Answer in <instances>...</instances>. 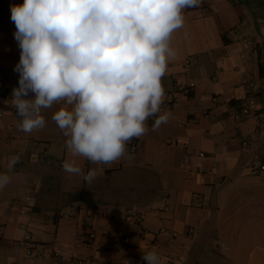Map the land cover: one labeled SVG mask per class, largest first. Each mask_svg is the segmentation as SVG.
Here are the masks:
<instances>
[{
	"label": "crops",
	"instance_id": "1",
	"mask_svg": "<svg viewBox=\"0 0 264 264\" xmlns=\"http://www.w3.org/2000/svg\"><path fill=\"white\" fill-rule=\"evenodd\" d=\"M22 3L0 0V10ZM184 14L162 78L176 93L161 105L171 118L155 131L149 118L136 149L110 165L71 156L52 120L63 102L42 110L43 129H19L20 49L11 12L0 14V173L11 177L0 189V264H140L148 247L160 264L207 254L215 264H264V0H202ZM72 159L85 174L98 170L92 183L63 170Z\"/></svg>",
	"mask_w": 264,
	"mask_h": 264
},
{
	"label": "clouds",
	"instance_id": "2",
	"mask_svg": "<svg viewBox=\"0 0 264 264\" xmlns=\"http://www.w3.org/2000/svg\"><path fill=\"white\" fill-rule=\"evenodd\" d=\"M202 0H23L10 7L18 43V87L11 102L18 125L31 134L45 127L43 109L63 102L52 120L67 137L72 157L110 165L127 153V144L171 118L161 111L166 96L162 78L176 56L170 41L183 28L185 11ZM33 93V98H28ZM19 156L8 161L11 170ZM66 173L85 174L75 159L65 160ZM100 172L103 169L99 170ZM11 182L0 173V189ZM160 264L156 251L142 255Z\"/></svg>",
	"mask_w": 264,
	"mask_h": 264
},
{
	"label": "built area",
	"instance_id": "3",
	"mask_svg": "<svg viewBox=\"0 0 264 264\" xmlns=\"http://www.w3.org/2000/svg\"><path fill=\"white\" fill-rule=\"evenodd\" d=\"M10 10L3 8L0 10V14L2 19H5L7 17V15L9 14ZM193 58L192 57H188L186 62H185V67L188 68L192 62ZM183 92L185 93V95H189L192 92V87L188 86V87H184L183 88ZM175 92H166V96H165V100L170 102H173L175 99ZM3 100V98L0 96V102ZM128 148L130 149V151H134L136 149V145L134 140L132 139V141L130 143L127 144ZM164 233H167V231H164ZM94 240H95V234L91 231L84 233V239L83 242L87 247H92L94 245ZM130 241V237L129 236H125L123 240H120L118 243L124 246H127L129 244ZM154 249L152 247H148L146 248L143 252H141L138 255V259L140 261V264H146V262L142 259V255H144L146 252L148 251H153ZM155 251V250H154ZM52 258L57 261L61 255V249L57 244H53L52 245ZM31 253V249H27V254ZM161 262V259H160ZM71 264H74V262H72Z\"/></svg>",
	"mask_w": 264,
	"mask_h": 264
},
{
	"label": "rangeland",
	"instance_id": "4",
	"mask_svg": "<svg viewBox=\"0 0 264 264\" xmlns=\"http://www.w3.org/2000/svg\"><path fill=\"white\" fill-rule=\"evenodd\" d=\"M199 264H215V260L207 254L204 258H200Z\"/></svg>",
	"mask_w": 264,
	"mask_h": 264
}]
</instances>
